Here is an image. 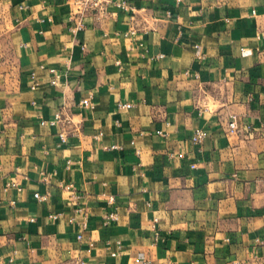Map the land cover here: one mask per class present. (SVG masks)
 Instances as JSON below:
<instances>
[{
	"label": "crops",
	"instance_id": "crops-1",
	"mask_svg": "<svg viewBox=\"0 0 264 264\" xmlns=\"http://www.w3.org/2000/svg\"><path fill=\"white\" fill-rule=\"evenodd\" d=\"M73 10L0 0V264H264V0Z\"/></svg>",
	"mask_w": 264,
	"mask_h": 264
},
{
	"label": "built area",
	"instance_id": "built-area-1",
	"mask_svg": "<svg viewBox=\"0 0 264 264\" xmlns=\"http://www.w3.org/2000/svg\"><path fill=\"white\" fill-rule=\"evenodd\" d=\"M74 10L73 13L70 15V18L73 21V25H72V31L73 32H78L82 29L85 28L86 24H85V17L89 14H104L107 11V7L108 5L111 3V0H68ZM117 6L119 7H125L124 3H116ZM50 72L53 74V78L51 79L50 83L55 85L59 82V79L61 77V73L59 71H57V69L55 68H51ZM33 76H35V73L32 74ZM40 85L39 81H35V83L32 85V88H36ZM82 105L84 106H93L92 101L89 98H85L82 100ZM132 103L130 102H125V103H119V107L120 108H130L132 107ZM63 113L61 111H57L55 113L54 118H52L51 120H49V124L56 126L59 123H61V121L63 120ZM230 132L231 133H235L238 131V126L236 121H232L230 122ZM207 133L206 131L201 128L198 127L195 129L194 135L192 137V142L194 144H201L204 139L206 138ZM59 137L61 139V142H66L68 139V133L67 131H65L64 129H62L59 132ZM174 155V154H171ZM179 156L183 157L184 154L180 153ZM14 186L18 187V190H22V187L20 185H18V183L14 182L13 183ZM35 197L37 199H39L40 201L42 200H46L48 198V196L46 194H41L39 192H35L34 193ZM79 213L81 214V219H80V225L82 226V229L85 230L88 228L89 225V215L87 214V212L83 209L80 208ZM59 213H54L52 215H50L52 218H58L59 217ZM117 219V214L116 213H110L109 215L106 216L105 218V223L108 224L113 220ZM33 220V219H32ZM83 238V233L80 232L78 234V239H82ZM117 253H113V255H116ZM73 264H87V262L82 259V258H76L73 261ZM135 264H149V261L146 260H136Z\"/></svg>",
	"mask_w": 264,
	"mask_h": 264
}]
</instances>
